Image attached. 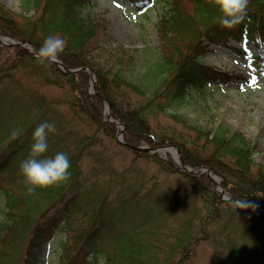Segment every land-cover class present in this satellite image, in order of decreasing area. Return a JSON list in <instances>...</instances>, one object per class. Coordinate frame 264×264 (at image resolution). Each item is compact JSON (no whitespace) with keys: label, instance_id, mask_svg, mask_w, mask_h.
I'll return each mask as SVG.
<instances>
[{"label":"trees","instance_id":"16d2710c","mask_svg":"<svg viewBox=\"0 0 264 264\" xmlns=\"http://www.w3.org/2000/svg\"><path fill=\"white\" fill-rule=\"evenodd\" d=\"M128 1L140 11L151 3ZM21 3L32 15L14 17L0 5V34L28 42L35 50L48 35H60L66 43L58 60L65 69L80 71L64 74L23 49L0 46V264H38L36 251L54 236L64 238L58 264H99L98 256L106 264H184L204 241L216 264H264V250L258 249L264 214L221 201L204 174L183 172L170 159L133 149L142 143L152 148L176 145L184 164L218 176L230 199L264 210V167L254 165L252 148L240 135L220 126L209 132L187 128L179 115L172 118L185 124L188 135L169 127L155 131L149 124V118L174 113L191 92L201 94L226 82L228 76L201 62L204 41H258L261 58L248 54L246 60L264 66V0H249L245 21L232 29L220 26L215 0H165L157 32L178 62L162 54L132 81L93 62L106 29L87 12L91 0ZM85 68L93 72L97 95L88 93ZM20 78L62 91V96L48 97ZM104 100L111 117L124 124V145L115 141V126L102 119ZM45 120L57 128L49 133L45 155L65 152L70 176L29 192L19 165L28 156L35 127ZM108 141L115 150L131 154L128 167L115 166ZM144 161L167 177H177L183 187L166 190L159 172L146 176L139 168L137 162Z\"/></svg>","mask_w":264,"mask_h":264},{"label":"rangeland","instance_id":"374dc122","mask_svg":"<svg viewBox=\"0 0 264 264\" xmlns=\"http://www.w3.org/2000/svg\"><path fill=\"white\" fill-rule=\"evenodd\" d=\"M164 1L151 0V3L145 9L140 11L132 6L128 0H91L92 5L87 9V12L93 18L102 21L106 29V36L95 52L93 62L111 73L123 75V78L129 81L143 73L148 62L153 63L156 60H161L162 54L174 59L173 62L176 65L178 60L174 57V52L168 50L169 47L165 43L162 44L157 32V25L163 15ZM0 5L6 8L14 17L32 15V12L24 10L21 0H0ZM185 9L190 14V9L188 7ZM210 25V23L207 24V26ZM173 39L176 42V38ZM177 39L180 41V45L187 48V44L183 43V40ZM163 45L165 53H162ZM188 45L191 46V44ZM202 45L206 48V52L201 58V62L205 66L213 67L221 74L228 76L226 82L210 85L201 94L196 91L191 92L186 102L178 107L174 113L168 111L158 117L149 118L150 128L157 131L160 127H169L179 135H188V130L183 126L185 124L172 118V116L177 115L180 116V119L182 118L181 121L187 124V128H198L201 131L209 132L216 127H223L231 134L240 135L252 148L254 165L264 167V66L257 67L253 61L248 62L246 60L248 54L256 59L261 58L259 42L246 41L239 45L229 40L218 45L206 40ZM0 46L3 45L0 44ZM85 71L90 76L88 93L97 95L93 72L90 68H85ZM92 78L93 80H91ZM20 82L37 89L48 97L62 96V91L57 89L41 87L32 81L24 83L21 80ZM103 103V121L114 125L117 129L115 141H123L124 124L114 120L110 115V106L105 100ZM109 119L111 122H109ZM189 137L191 141L195 139V135H189ZM106 147L118 169L122 170L130 165L131 154L115 150L110 141L106 142ZM133 149L156 155L163 161L170 159L174 165L186 173H190L187 169H197L184 164L182 151L176 145L167 143L158 148H152L142 143ZM189 151L194 152L195 156L202 154L198 150ZM23 157L22 154L17 155L13 162L16 163L17 160ZM181 163L185 168L181 167ZM137 164L146 176H153L159 172L156 165L147 161L137 162ZM199 169L209 172L206 168ZM209 173L220 182V189L224 190L221 179L213 173ZM160 174V181L166 187V190L183 187V183L176 179L177 177H167L163 173ZM216 190L217 186H215ZM224 196L229 198L225 191ZM2 207L3 198L0 197V218ZM240 221L245 224L244 219ZM262 236L263 243L258 247L259 251L264 250V230ZM63 244L64 238L62 236H54L43 248L36 251L38 264H58L62 255ZM184 264H216L210 244L205 241L199 243L194 251L189 254V258Z\"/></svg>","mask_w":264,"mask_h":264},{"label":"clouds","instance_id":"9594fccd","mask_svg":"<svg viewBox=\"0 0 264 264\" xmlns=\"http://www.w3.org/2000/svg\"><path fill=\"white\" fill-rule=\"evenodd\" d=\"M249 0H215V6L220 13L219 24L225 29H232L245 21ZM20 10V9H18ZM62 36L48 35L33 55L40 63L55 62L65 47ZM57 131L55 122L42 121L34 129L28 156L19 165L27 190L33 192L55 186L68 180L70 176V160L63 151L53 155H45L48 151L49 133ZM92 256L90 254L89 259ZM99 264H106L103 256H98Z\"/></svg>","mask_w":264,"mask_h":264},{"label":"water","instance_id":"95a60500","mask_svg":"<svg viewBox=\"0 0 264 264\" xmlns=\"http://www.w3.org/2000/svg\"><path fill=\"white\" fill-rule=\"evenodd\" d=\"M0 44L3 45V46H6V47H15V48L24 49L27 53H29L31 55H33V52L35 50L33 48V46L31 44L27 43V42H19V41L13 40V39L3 38L1 36V34H0ZM52 63L56 64L62 70V72L65 73V74H75L78 71H80V69L73 70V71H69L67 69H64L62 67V65L60 64V62H58V61H55V62H52ZM89 73H91V72L89 71ZM91 80H93V78ZM92 82H94V81H92ZM109 122H111L110 119H109ZM117 142L119 144H121V145H124L122 140H118ZM137 150H140V149H137ZM152 151H154V150H152ZM181 167L185 168V166L182 163H181ZM187 171L190 172V173H195V172L201 171L204 175H206L214 184H216V186H217L216 194L220 197V199L222 201L232 202L236 206H238L239 208H242V209H245V210H248V211H253L255 213L264 214V210L252 209V208L246 206L245 204L241 203L240 201L231 200V199L225 197L224 196V190L220 189L221 188L220 182L213 175H211L209 172H207L205 170H200V169H187Z\"/></svg>","mask_w":264,"mask_h":264}]
</instances>
